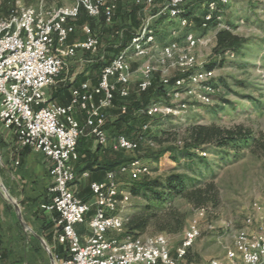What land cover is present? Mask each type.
<instances>
[{
  "label": "built area",
  "instance_id": "built-area-1",
  "mask_svg": "<svg viewBox=\"0 0 264 264\" xmlns=\"http://www.w3.org/2000/svg\"><path fill=\"white\" fill-rule=\"evenodd\" d=\"M120 1L76 0L71 5L51 7L41 3L0 15V121L14 129L21 147L39 151L52 161L48 199L40 207L56 214L57 238L68 246L67 257L56 259V264H179L201 234L195 219L173 254L164 234L137 236L126 232L129 219L125 211L133 195L123 177L132 181L151 173V167L139 157L109 170L104 182L93 181L89 200L80 198L74 188L78 142L86 131L100 144H110L114 151L140 149L139 138L125 134L111 138L105 128L109 111L127 113V105L116 107L115 98H128L134 79L137 91L143 92L158 77L163 93L177 102L152 99L140 111L147 117L142 133L157 117L182 116L188 106L185 97H197L207 105L220 91L215 82L216 68L199 66L196 50L204 39L183 11L186 0H165L159 7L155 0H135L144 11L141 24L130 42L102 67L98 82L84 81L72 88L67 104L51 100L47 88L66 72L68 61L80 51L97 53L101 46L88 23L82 27L85 39L69 43L81 10L94 19L103 16L110 25ZM228 2L209 0L201 28L221 26V6ZM162 18L169 23L171 36L165 42L160 41L156 27ZM174 21L179 28L172 26ZM78 110L84 113L83 125L75 115ZM256 209V214L246 218L245 228L237 233L225 258L213 259L210 264H264V213L262 207ZM198 213L204 216L205 208H199ZM86 223L90 234L83 242L77 225Z\"/></svg>",
  "mask_w": 264,
  "mask_h": 264
},
{
  "label": "rangeland",
  "instance_id": "rangeland-1",
  "mask_svg": "<svg viewBox=\"0 0 264 264\" xmlns=\"http://www.w3.org/2000/svg\"><path fill=\"white\" fill-rule=\"evenodd\" d=\"M75 1L0 0V9L2 15H6L17 7H38L41 3L49 7L71 5ZM164 1L156 0V7ZM207 2L208 0H186L183 7V11L187 13L190 11L188 8H191L192 13L188 15L204 39L196 50L199 66L204 67L214 56L216 34L219 30L229 29L246 39L244 50L221 56L222 64L215 72V82L220 91L213 97L214 102L206 105L197 97H185L183 101L187 102L188 106L182 116L157 117L150 121L147 132L142 133L141 127L145 119L139 118L140 111L152 99L161 103H177L164 93H159L153 95L149 101L142 102L141 108H133L128 121L120 125L130 131L132 138L140 139L138 151L123 152L127 159H143L151 167L148 177H165L172 172L186 176L187 190L192 194L190 197H177L166 206V209L176 208L181 224L174 222L177 223L176 230L170 229L169 224H166L168 227L163 230L161 227L166 223V219L164 216H158L151 220L143 232V235L167 236L171 252L175 254L189 230L190 223L197 219L201 234L189 249L187 258L179 264H210L213 259H224L228 249L233 248L237 233L245 228L246 218L256 214L257 207H262L264 213V0H229L226 5L221 6L222 25L218 27L212 24L208 29L202 30V21L197 19H203ZM133 4L136 5L135 0H122L117 9L116 23L113 25L103 27L102 23L94 21L95 32L100 35L102 41L100 56H109V52L121 44L124 32L131 27L124 24L126 21L129 23L131 19L129 13H126V8H133ZM84 21L89 22L88 19ZM141 21L140 17L139 24L133 29L131 27V31H134ZM168 24L163 20L156 23L161 42L171 38ZM172 26L177 28L178 23L174 21ZM110 35L115 37L109 40ZM89 56L84 55L82 58L90 59ZM77 57L79 56L75 58ZM78 66L76 65L73 71L70 69L71 74L80 70L77 69ZM135 83L134 79L130 85L133 93L137 91ZM113 115L115 119L109 117V121H115L119 117L116 112ZM198 124H216L223 128L242 125L256 140L250 146L239 148L240 158L236 160L224 158V154L210 146L202 147L207 152L204 156L187 147L190 128ZM109 133L114 136L118 131ZM187 152L191 155H187ZM123 180L129 188L132 181L128 176H124ZM4 184L0 180V186ZM197 189L201 191L193 193ZM197 195L201 197V202L196 201ZM146 203L144 196L133 195L125 216L130 219L142 213ZM200 206L205 208V215L202 217L198 213ZM176 219L174 218L175 221Z\"/></svg>",
  "mask_w": 264,
  "mask_h": 264
},
{
  "label": "crops",
  "instance_id": "crops-1",
  "mask_svg": "<svg viewBox=\"0 0 264 264\" xmlns=\"http://www.w3.org/2000/svg\"><path fill=\"white\" fill-rule=\"evenodd\" d=\"M132 9L127 7L126 13ZM143 14L141 7V18ZM84 24L76 21L77 29L70 36L69 43L85 39L82 30ZM195 31L199 34L196 28ZM113 37L115 35H110L109 40ZM81 55H90V59ZM100 55L101 50L94 54L80 51L79 57L70 59L66 72L58 77L55 85L47 88L49 98L59 104H67L72 88L84 81L96 84L102 68L95 66L104 58ZM76 65H79V73L71 74L70 69L73 71ZM135 85L137 89V80ZM75 115L83 125L84 113L78 110ZM109 117L115 119L112 111H109ZM112 131L111 128L107 129L111 138L114 137L109 133ZM78 151L74 188L80 198L89 200L92 195L90 184L93 181L104 182L107 172L113 169L112 165L127 157L123 151H114L110 144H100L88 131L80 137ZM51 165L52 161L43 153L21 147L14 129L0 121V180L5 183L0 186V264H53V260L56 264V259L68 255V246L57 238L56 214L40 207L48 199ZM77 230L84 242L90 234L88 224L77 225Z\"/></svg>",
  "mask_w": 264,
  "mask_h": 264
},
{
  "label": "trees",
  "instance_id": "trees-1",
  "mask_svg": "<svg viewBox=\"0 0 264 264\" xmlns=\"http://www.w3.org/2000/svg\"><path fill=\"white\" fill-rule=\"evenodd\" d=\"M209 1V0H208ZM122 1L119 2L118 8ZM156 3V0H155ZM186 3V2H185ZM185 5V4H184ZM117 8V9H118ZM190 11L188 13L185 11V14L192 13L191 8H188ZM140 10L141 6L134 5L133 9L129 12L131 17L129 23H124L129 26L135 27L140 22ZM8 13V12H7ZM117 14V10L113 19V23H116L115 17ZM0 15H2V10L0 9ZM189 16V15H188ZM88 19L89 22H85L84 20ZM163 20L159 19L157 22H161ZM81 23H89L92 28L95 30L94 21L96 19L91 18L87 15L86 11L81 10V14L78 18ZM98 21L102 23L103 27L110 26L106 24L105 18L100 16ZM156 22V23H157ZM131 27L127 28V32H124L121 44L116 46L114 50L109 52V56L106 55L104 60H101L95 67L101 69L105 64L111 61V59L122 50L131 40L132 34L135 31H131ZM139 27V26H138ZM137 27V28H138ZM136 28V29H137ZM125 31V30H124ZM98 35V34H97ZM100 42L101 37L98 35ZM246 43V39L243 37L234 34L229 29H221L216 34V43L213 50L214 56L210 59V61L204 65L206 69H215L222 64L221 56L225 54L227 51L238 52L244 50ZM102 44V43H101ZM101 50V46L99 47V51ZM163 93L162 85L160 84L158 77H156L153 86L143 92H132L129 97L123 99L119 96L115 98L116 107H120L123 104L127 105V113L121 114L119 109L111 110L113 113L116 112L119 117L115 121H109L107 117V121L105 124V128H111L115 133L114 136L118 134H125L129 138H132L130 135V131L128 129L122 128V122H127L130 117V112L133 108L139 109L142 107L144 102L149 101L153 95ZM129 99H132L131 101ZM129 101V102H128ZM143 102V103H142ZM139 118L145 119L144 122L147 121V117L144 115H139ZM143 122V123H144ZM130 122H128L129 124ZM112 131V132H113ZM134 139V138H133ZM255 137L252 136L250 131H247L242 125H237L232 128H223L216 124L211 125H203L198 124L190 128L189 131V143H187V147L197 150L199 153H206L203 150V146H210L216 150H219L220 154H224V158L236 160L239 157V148L250 146L252 142H255ZM264 146V144H263ZM187 155H191L190 152L186 153ZM130 159H124L119 163L113 164L112 168L119 166L121 163L127 162ZM188 182L186 180V176L182 173L172 172L165 177H155L150 178L148 176H144L138 180H132L131 184H129V189L134 196H144L147 199V203L144 205V211L140 214H136L132 216L127 224H126V232L128 234L133 235H143V232L148 228L151 223V220L158 216L165 217V224L161 227L163 230L168 227L166 224H169L170 229L176 230L177 223L181 224L179 219V215L177 214V210L174 207L168 208L167 204L173 199L181 196H188L192 194V192H188L187 190ZM201 189L195 190L193 193L200 192ZM196 198V201L201 202L202 199L199 195ZM198 208H202L201 206ZM177 215V216H176ZM174 218H177L175 221ZM183 219V218H182ZM174 222H177L176 224ZM188 253L185 258H187ZM67 257V255L65 256ZM63 257V258H65Z\"/></svg>",
  "mask_w": 264,
  "mask_h": 264
},
{
  "label": "water",
  "instance_id": "water-1",
  "mask_svg": "<svg viewBox=\"0 0 264 264\" xmlns=\"http://www.w3.org/2000/svg\"><path fill=\"white\" fill-rule=\"evenodd\" d=\"M14 204L16 205V203L14 202ZM53 264H55V261L53 260Z\"/></svg>",
  "mask_w": 264,
  "mask_h": 264
}]
</instances>
